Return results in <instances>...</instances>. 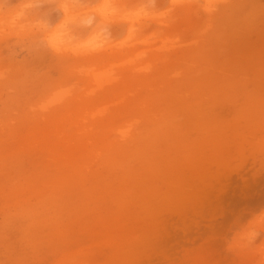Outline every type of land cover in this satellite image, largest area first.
Instances as JSON below:
<instances>
[{"label": "rangeland", "instance_id": "obj_1", "mask_svg": "<svg viewBox=\"0 0 264 264\" xmlns=\"http://www.w3.org/2000/svg\"><path fill=\"white\" fill-rule=\"evenodd\" d=\"M31 2H35L34 16L40 17L37 21L6 15L9 8ZM67 2L72 3L65 7L70 16L75 15L77 6L88 13L75 15L79 24H68L72 40L65 44L59 37L62 31L54 44H48V33L61 21V6ZM152 2L149 7L136 0H109L105 5L109 27L104 32L113 36L109 53L118 54L109 65L108 78L152 82L167 66L180 77L185 69L182 54L209 49L197 65L210 76L202 100L205 107L199 114L185 110L198 106L191 95L181 100L182 104L170 101L184 108L172 122L178 131L175 138L180 143L191 142L196 127L205 121L226 129L231 125L248 128L247 141L237 145L178 142L140 146L118 139L120 145L115 150L107 146V151L119 149L124 154L121 163L113 165L102 156L92 164L101 171L103 184L111 181L121 195L101 206L93 198L94 188L85 182L69 189L65 180H60V193L53 180L46 186L49 181L40 177V171L47 168L46 178L55 176V171L53 157L42 152V145H0V264H255L258 259L248 253L226 252L223 240L242 211L241 220L246 222L249 213L264 208V145H257L264 139V0ZM98 5L99 0H0V137L10 140L8 132L24 135L28 127L21 125L23 117L34 120L48 111L38 105L43 97L61 89L71 92L91 73L93 52L84 44L90 33L84 20L95 21ZM136 6L145 7L147 13ZM123 60L137 61L133 71L118 68ZM144 63L149 68L146 72ZM187 75L180 81L192 90L194 82ZM154 87L157 91L141 90L137 98L147 100L143 110L156 121L166 115L157 106L163 85L158 82ZM131 93L123 99L130 102ZM233 137L241 139V135ZM96 147L90 149L95 152ZM136 152L145 153L150 161L205 159L207 190L201 201L190 205L184 199L178 204L181 188L156 185L154 169L143 168ZM125 169L130 175L122 181ZM148 191L156 198L146 202L143 195ZM125 211L128 213L121 219L129 238L116 240L109 235L110 226L115 232L111 235H121L122 225L115 221V214ZM150 211L164 220V230L155 238L156 222ZM90 222L93 227L83 239L70 243L69 237ZM146 237L154 239L147 241ZM262 242L264 233L256 244ZM131 255L132 261H127Z\"/></svg>", "mask_w": 264, "mask_h": 264}, {"label": "bare ground", "instance_id": "obj_2", "mask_svg": "<svg viewBox=\"0 0 264 264\" xmlns=\"http://www.w3.org/2000/svg\"><path fill=\"white\" fill-rule=\"evenodd\" d=\"M152 1L136 0V2L143 4L145 7H149ZM108 2L109 0H99V5L95 9L94 22L91 23L90 19L84 20L90 31L84 44L93 52L90 58L93 61L91 73L86 75L84 81L78 83V88L75 90L67 93L61 89L48 93L43 97L38 105L40 108H47L48 111L34 120L23 117L21 125H27L28 127L24 135L20 136L19 133L15 135L8 132L10 140L5 139L4 136L0 137V145H11V142L15 145H42V152L52 155L55 171V176L51 178H46L49 174L47 168L40 171V177L45 178V182L46 179L49 181L45 183L46 186H49L53 180L54 187L60 193L62 192L60 180H65V184L69 189L77 183L85 182L88 184V188H94L93 191L96 195L93 198L100 202V206L101 204H106L109 200L117 199L121 195L119 191L113 188L111 181L103 184L102 180L104 178L101 175V171L96 170L92 164L94 159L102 156L113 162V165L121 163L124 154L119 149L115 153L107 151L110 147L115 150V146L120 145L118 139H124L131 145L145 146L177 145L178 142V145H237L240 141H247L248 138V128L238 129L237 126L231 125L230 128L226 129L224 126H212L210 125L211 123H206L205 121H201L203 126L198 125L196 127L194 139L191 142L180 143L177 140L178 138H175L178 136V131L172 122L174 116L180 110H184L183 107L179 106L181 108H178L175 105L177 103L182 104L180 101L191 95V97H195L198 100V103H196L198 106H187L185 110H189L191 114H199L200 109L205 107L202 100L206 94V83H209L210 76L206 71L202 73L197 65L200 62V58L206 56L209 49L203 53L194 50L184 55L182 54L185 61V69L184 74L180 77L174 74L172 66H167L153 76L154 80L152 82L149 79L136 81L137 78H133L136 82H125L108 78L110 73L108 70L109 65L113 60H116L118 55L115 52L109 53L111 51L108 47L113 44V36L109 32L110 35L104 32L106 31L105 28L109 27L105 8ZM65 5L71 6L72 3H63L61 6L63 17L49 31L48 44H54L56 37L62 31L64 32L59 37L62 36L61 40H64L65 44L72 40L68 24L71 21L79 24L75 15L80 16L82 12L88 13L85 7L77 6L75 15L70 16L68 10H65ZM34 6L35 2L17 7L13 6L6 10L7 14H5L10 15L13 13L18 18H33L34 21H37L40 17L34 16L32 12ZM145 7L142 9L140 6H136V8H140L147 13ZM135 64H137V61L123 60L118 63V68L124 71H133L131 69ZM146 64L144 63L143 66H146ZM149 65L152 68L153 65L151 63ZM147 66L143 72L148 71L149 68ZM189 73L193 74L190 78L187 75ZM186 75L189 80L194 82L192 90L184 88L185 82L180 81ZM158 82L163 85V88L161 93L159 92L160 100L157 101V106L164 116L166 115V118L154 121L148 115V111L143 110L147 100L145 98L138 99L137 95L141 90L157 91L154 85ZM179 87L182 89L176 90ZM62 91L63 94H61ZM130 93L131 101L127 102L123 98ZM66 98L67 102H64ZM170 101H177V103L171 105ZM108 107L109 109L106 110ZM190 113L189 117L194 119L195 117L191 116ZM67 130L70 133H67ZM238 131L239 134H236ZM233 135H241V139H236ZM15 137L16 142H14ZM112 137H115V139H112ZM95 145L97 147L95 152H93V149L90 148H94ZM257 145H264V139L261 138ZM191 154H188V156L191 157ZM136 156L141 158L143 168L146 170L154 169L156 185L162 183L169 187L178 185L181 188L183 194L177 200L178 204H182L184 199H187L190 205L201 201L207 190V181H204L203 178V173L208 170L206 163H204L205 159L203 160L201 157L197 159L195 157L186 159L183 162L180 160L171 162L165 159L150 161L149 157L142 152H136ZM61 161L63 163L60 164ZM123 173L121 180L125 181L128 179L126 177L130 175V170L125 169ZM140 175L138 176L139 178ZM132 178V176L129 177V179ZM143 198L148 202L156 198V196L148 191L144 193ZM103 207L101 211H103ZM127 213V211L120 212L119 216L115 214L117 217L115 221L121 223L123 228L121 227L120 231H123L121 235H111L115 234V232H111L113 231V226H110V233H108L112 238L121 239L122 241L128 240L129 237H126L125 234L127 235L129 231L124 229L121 219ZM150 216L156 222L154 227L155 235L153 234L155 238L159 230H164V220H161L162 216L160 214L155 215L151 211ZM75 222H78V217ZM92 227L93 223L91 222L82 225L75 235L73 234V236L69 237L70 243H79L83 239V235L88 233ZM154 238L146 237V240L150 241ZM102 239L100 244L103 242ZM52 245L54 246V243L51 244V247ZM131 245L130 243L129 246L131 247ZM73 256L78 255L73 254ZM36 257V260H38L39 256L37 255ZM132 257L131 255L127 261H132Z\"/></svg>", "mask_w": 264, "mask_h": 264}, {"label": "clouds", "instance_id": "obj_3", "mask_svg": "<svg viewBox=\"0 0 264 264\" xmlns=\"http://www.w3.org/2000/svg\"><path fill=\"white\" fill-rule=\"evenodd\" d=\"M245 212L242 211L241 216ZM250 218L242 222L237 216L229 228L230 235L223 240L228 253H248L258 259L255 264H264V242L256 244L258 237L264 233V208L249 213Z\"/></svg>", "mask_w": 264, "mask_h": 264}, {"label": "snow or ice", "instance_id": "obj_4", "mask_svg": "<svg viewBox=\"0 0 264 264\" xmlns=\"http://www.w3.org/2000/svg\"><path fill=\"white\" fill-rule=\"evenodd\" d=\"M65 7H69L68 5H65Z\"/></svg>", "mask_w": 264, "mask_h": 264}]
</instances>
